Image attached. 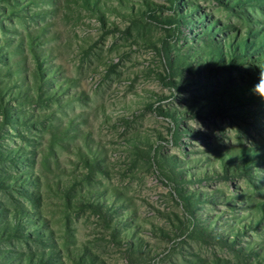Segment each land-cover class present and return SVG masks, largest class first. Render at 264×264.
<instances>
[{"label": "rangeland", "instance_id": "rangeland-1", "mask_svg": "<svg viewBox=\"0 0 264 264\" xmlns=\"http://www.w3.org/2000/svg\"><path fill=\"white\" fill-rule=\"evenodd\" d=\"M258 2L0 0V264H264Z\"/></svg>", "mask_w": 264, "mask_h": 264}, {"label": "trees", "instance_id": "trees-1", "mask_svg": "<svg viewBox=\"0 0 264 264\" xmlns=\"http://www.w3.org/2000/svg\"><path fill=\"white\" fill-rule=\"evenodd\" d=\"M234 5L235 4H240V3H253V4H258V0H232ZM172 3H176V0H171ZM224 5H226L227 7L233 8L232 6H230V4L227 1H224ZM247 31V36L246 37H240L239 39H236L235 36L234 37H229L227 41H229L230 45L233 44H237L240 45L242 47L243 52L248 55L249 53L253 52V51H257L258 49L264 48V29L263 28H259L256 29V27H248L246 28ZM255 35H259L258 38H253L255 37ZM31 34H28V37L31 38ZM235 38V39H233ZM253 38V39H252ZM242 52V51H240ZM39 55V54H38ZM38 55L35 53L33 54V59L35 62V65L37 66V68L39 69L40 73H43L42 71V58L39 59ZM41 57H43L41 55ZM232 61H230L231 63ZM3 71V70H0ZM254 83H252L251 85H253ZM250 87V86H249ZM42 90V86L39 85V87L37 88V91H41ZM2 91V88H0V92ZM10 97V95H8V98ZM3 102V103H2ZM0 117H2L1 119V124H5L7 122L10 121V111L9 108L7 106H5L4 104V100L0 94ZM17 151H8L4 154V156L7 159H12L14 157H20L19 156H15L14 154H16ZM6 188V187H5ZM28 189H23L22 192L24 194H29V191H27ZM35 209L32 210V212H28L26 211V214H28V216H32L30 218L31 221H33V219H35L33 216L35 215ZM0 218H2V220H0V239H5L7 237H11L12 234H14L15 232H20L22 235L24 236H29L30 239L33 238L35 241H40V243H47L45 240L47 239L48 235L46 233H43L39 230H37V227L32 228L29 227L27 228V230H22L21 226H22V220L19 218V216H17L16 214H6L5 209L3 208V205L0 202ZM39 216H37L36 219H38ZM48 252H46V250H41L40 251V255L39 256H34L33 254H28L26 259V264H40V262L43 261V263H48L49 261H53L52 264H60V261L58 260H54L55 258V252L53 249L51 250H47ZM18 259V260H17ZM22 257L21 258H13V257H7V259L5 260L6 262L4 264H23L22 262ZM87 257L85 255H80V258L78 259V263L79 264H85ZM14 260L15 263H12ZM50 263V262H49Z\"/></svg>", "mask_w": 264, "mask_h": 264}, {"label": "clouds", "instance_id": "clouds-1", "mask_svg": "<svg viewBox=\"0 0 264 264\" xmlns=\"http://www.w3.org/2000/svg\"><path fill=\"white\" fill-rule=\"evenodd\" d=\"M251 91L254 94L260 96L261 98H264V67H260V72L258 74L257 81L252 85ZM187 124L190 128H192L193 131H196V130L204 131L205 130L203 124L200 123L196 119L189 120Z\"/></svg>", "mask_w": 264, "mask_h": 264}]
</instances>
